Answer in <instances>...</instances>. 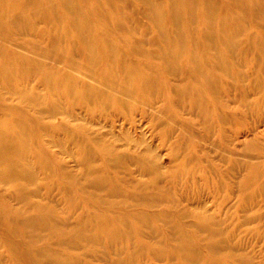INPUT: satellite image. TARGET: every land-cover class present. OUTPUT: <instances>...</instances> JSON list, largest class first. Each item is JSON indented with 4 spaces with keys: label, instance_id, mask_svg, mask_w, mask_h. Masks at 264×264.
Wrapping results in <instances>:
<instances>
[{
    "label": "bare ground",
    "instance_id": "obj_1",
    "mask_svg": "<svg viewBox=\"0 0 264 264\" xmlns=\"http://www.w3.org/2000/svg\"><path fill=\"white\" fill-rule=\"evenodd\" d=\"M133 1L0 0V255L9 264H77L78 252L140 236L127 264L149 253L177 264L255 263L234 249L238 232L225 230L219 206L235 196L229 207L245 208L242 225L264 219L256 199L264 145L240 131L215 156L226 172L196 158L192 146L202 139L177 110L221 135L245 121L251 95L264 101V0ZM112 111L117 130L100 120ZM137 112L151 143L131 134ZM255 122L264 125V115ZM235 164L243 172L236 181L228 175ZM187 175L195 185L214 177L204 189L215 208L175 197ZM155 222L170 246L143 236ZM257 224L250 230L264 231Z\"/></svg>",
    "mask_w": 264,
    "mask_h": 264
},
{
    "label": "rangeland",
    "instance_id": "obj_2",
    "mask_svg": "<svg viewBox=\"0 0 264 264\" xmlns=\"http://www.w3.org/2000/svg\"><path fill=\"white\" fill-rule=\"evenodd\" d=\"M133 2L134 1L132 0L131 3ZM135 13H136L135 18H138V20L141 21L142 24H149L147 20L141 17H138L137 11ZM245 70L250 73L248 66L247 68H245ZM221 94H222V97H221ZM221 94H220L219 101L222 102L224 105L225 102L222 99L223 97L227 96V92L221 90ZM258 98H259L258 96L254 97L253 95H251L250 99L254 102L253 103L254 105L252 106V110L249 112V114H246L245 121L243 123H235V124L225 126L223 129L224 133H221V135H219L218 133L219 129L217 128V126L213 124L209 131H204L203 129L198 128L195 123L201 119L200 118L201 116L199 117V116H196L195 114H189L185 110H181V109L177 110V112L179 113V118L181 122H184V124L186 125L187 122L191 121L192 124H190V128L188 127L189 132L192 134L194 133L198 138L200 137V139H202V142L200 143L195 142L193 143V146H192L193 151L195 152L194 155L196 156V158H199L200 156L204 157L205 155H207V160L209 159L210 162L216 163L217 165L221 167L222 170L226 171L228 170L227 164H222L221 162H218L217 159H215V156L216 154L219 155L221 150L223 151L224 147H227V146L232 147L233 144H237V141L236 142L235 141L232 142V141L233 139H236V135L240 131H242L243 134L245 133L244 139H246V136L251 139V137H254V135H256L259 141H261V145H264V125L263 123L255 122L257 117L260 118L261 116L264 115V101H261V98H259L260 99L259 101ZM137 99H140V98H137ZM260 102H262L263 104ZM186 107L188 108V106ZM146 108L148 110L150 109L148 106H146ZM111 114H112V118L100 119V120L104 125L106 126L113 125L114 129L117 130L120 126V122L117 120L118 116H115L116 114L113 111L111 112ZM141 114L143 115L144 113L142 112L132 113L131 119L136 123H132L128 127L131 129L132 131L131 134L134 136L145 133L147 141L151 143L152 140L150 139L151 129L148 123L149 121L146 118H143L144 116L142 117ZM211 114L213 113L211 112ZM57 122L59 121L57 120ZM135 124L138 125L139 128L136 127ZM133 128H136V129H133ZM172 133L174 134L172 139L176 138V135H178L177 131L173 132L172 130ZM226 135L227 137L225 138ZM228 139L230 140L226 141ZM242 140L243 139L241 138L240 141ZM155 143L159 146V141H155ZM166 148L167 147H163V146L162 148H158V152L162 154V159L164 160L165 163L169 161L168 156L166 155V153H168ZM204 151H205V154L203 155L202 152ZM255 154L257 155V152H252L251 156H255ZM261 156L263 157L260 158L261 160L260 168H261V171L264 172V153ZM253 159H256V158H253ZM206 164H207L206 162L202 164V167L204 170L206 169ZM238 167L240 166L238 164L237 165L235 164L233 167L234 169L230 173L228 172V175L230 176V178H232L235 181L237 180V178L241 176V173H243L241 172L242 168L240 167L238 169ZM127 171L128 170H125V172ZM132 174L136 176L138 175L137 172H133ZM213 178H214L213 176L208 175V178L206 179V181L208 180L209 182H206V183H208L209 185H206L205 180L201 179V181L198 182L199 184L197 183L198 186H200L199 188L197 184L195 185V183L192 182L193 181L192 178L187 175L182 178L183 180L178 182L177 193L180 194V196L176 195L175 197L177 199H181V200L183 199L184 201H182V204H184L185 206H189V207L195 206L196 207L197 202L201 200L203 202V204L201 203L202 205H205L213 209L215 208V204L208 202L207 199H210V197L208 195L207 189H204L206 187L209 189V191H211L209 187H211L210 185H212V182H214ZM259 181L260 182L256 184V187L260 186L261 188H263L262 193H261L262 196H258V194H256V199H258V202H261L262 200H264V177H261ZM204 184L206 186H204ZM211 188H213V185ZM223 196L227 197V195L226 196L223 195ZM206 201L208 202L207 204L205 203ZM230 201H231L230 204H227V205L220 204L219 206L220 211H221V216L224 219L227 218L225 219L226 222L223 224V226L225 227V230L227 228L228 230L234 228L236 232H238V234L234 235L235 234L234 233L231 236L229 235V232H228L227 234L223 235V238H222L223 241H225V238L227 239L231 236L229 241L232 243V245L235 246V247L233 246L235 250L244 249L246 253H248L254 259L255 261L254 264H264V231L261 230V233L258 231H251L252 229L257 228V225H258L257 223H264V219L261 220V222L242 225L241 219L243 217V211L245 208H243V211L241 208H236V207L230 210L229 206H233V204L236 203V197L232 196L230 198ZM254 204L256 203H253V205ZM263 206L264 205L262 204L261 206L259 207L257 206V207L258 209L261 208L260 210L264 212ZM171 210L174 211L175 208H171ZM259 225H263V224H259ZM158 231L160 232V234L158 233ZM230 231L233 232L232 230ZM161 232H164V233H161ZM142 234L144 237H148L149 240H147V242L149 243V245H154V244H159V243L169 245V243H171L169 240L171 237L170 235L167 234L165 225L162 222L160 224L156 222L154 223V225L151 224L150 229H147L144 227ZM141 237L142 236L136 238L137 240L129 239V238L122 239V240H116L115 242L111 244L102 245L101 247L98 246L97 249L88 252L87 255H84L82 252H78L77 256L80 257L78 261L80 262L77 264H127V261H124L125 259L124 256H127L130 252H132L135 242H139ZM191 237H192L191 238L192 242L196 243L200 247L204 246V242H202L195 235H191ZM220 253H223V252L220 251ZM206 255H208V253ZM209 255H211V253ZM1 257H2L1 258L2 264H9L7 254L3 253ZM175 261L174 262H172L171 260L167 261L166 259L158 260L153 253H149V254H142L141 256H139V258L136 257L135 260L129 264H177V261L176 262ZM203 262L202 260H200L198 264H210L211 260H207L205 258Z\"/></svg>",
    "mask_w": 264,
    "mask_h": 264
}]
</instances>
